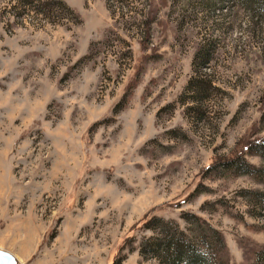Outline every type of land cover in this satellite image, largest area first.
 <instances>
[{
  "label": "rangeland",
  "instance_id": "1",
  "mask_svg": "<svg viewBox=\"0 0 264 264\" xmlns=\"http://www.w3.org/2000/svg\"><path fill=\"white\" fill-rule=\"evenodd\" d=\"M61 1L72 13L51 24L0 0V250L158 264L143 238L183 232L215 253L213 230L226 264H251L264 162L243 153L264 138V17L236 1ZM239 154L241 169L219 166Z\"/></svg>",
  "mask_w": 264,
  "mask_h": 264
},
{
  "label": "trees",
  "instance_id": "2",
  "mask_svg": "<svg viewBox=\"0 0 264 264\" xmlns=\"http://www.w3.org/2000/svg\"><path fill=\"white\" fill-rule=\"evenodd\" d=\"M22 9L26 8L27 13H33L39 17L42 22L58 24L65 19V15L71 14L72 10L66 6L61 0H12ZM208 2L210 0H207ZM212 3H224L228 1H236L246 7V12L250 19L261 20L264 17V0H211ZM26 13V14H27ZM24 14V10H23ZM77 19V16L74 15ZM245 155H254L261 158L264 162V138L254 140L245 148ZM236 155L224 159L219 165L223 168L238 170L244 163L242 155ZM255 176V169H251ZM245 171V170H244ZM243 171V172H244ZM258 176V175H256ZM264 182V170L261 171L260 177ZM255 201L257 211L264 215V193H253L250 196ZM185 218L187 217L184 216ZM185 220V219H184ZM155 218L143 221L141 228L145 231L153 232L152 223ZM213 237L210 242L215 246V253L209 250H202L197 243L190 239L187 234L180 232L178 236L172 232L155 233L151 237L142 239L138 247V255L142 258L148 256L154 259L158 264H226V253L220 235L211 231ZM253 261L251 264H264V245L255 246L252 251Z\"/></svg>",
  "mask_w": 264,
  "mask_h": 264
},
{
  "label": "water",
  "instance_id": "3",
  "mask_svg": "<svg viewBox=\"0 0 264 264\" xmlns=\"http://www.w3.org/2000/svg\"><path fill=\"white\" fill-rule=\"evenodd\" d=\"M0 264H16V261L9 253L0 250Z\"/></svg>",
  "mask_w": 264,
  "mask_h": 264
}]
</instances>
